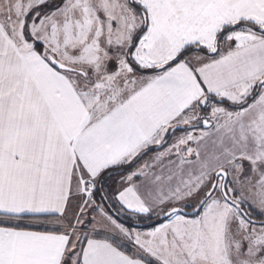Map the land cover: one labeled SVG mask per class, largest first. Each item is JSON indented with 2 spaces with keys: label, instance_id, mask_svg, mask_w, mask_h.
I'll return each instance as SVG.
<instances>
[{
  "label": "snow or ice",
  "instance_id": "snow-or-ice-1",
  "mask_svg": "<svg viewBox=\"0 0 264 264\" xmlns=\"http://www.w3.org/2000/svg\"><path fill=\"white\" fill-rule=\"evenodd\" d=\"M0 264H264V0H0Z\"/></svg>",
  "mask_w": 264,
  "mask_h": 264
}]
</instances>
